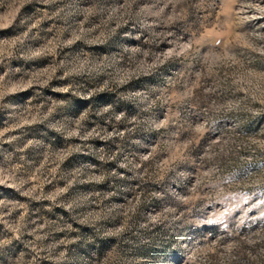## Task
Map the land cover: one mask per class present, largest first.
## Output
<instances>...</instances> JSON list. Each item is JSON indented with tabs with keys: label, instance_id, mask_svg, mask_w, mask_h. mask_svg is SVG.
Wrapping results in <instances>:
<instances>
[{
	"label": "rangeland",
	"instance_id": "obj_1",
	"mask_svg": "<svg viewBox=\"0 0 264 264\" xmlns=\"http://www.w3.org/2000/svg\"><path fill=\"white\" fill-rule=\"evenodd\" d=\"M0 264H264V0H0Z\"/></svg>",
	"mask_w": 264,
	"mask_h": 264
}]
</instances>
